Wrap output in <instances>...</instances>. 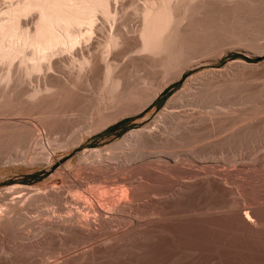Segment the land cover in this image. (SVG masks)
<instances>
[{"label": "rangeland", "instance_id": "1", "mask_svg": "<svg viewBox=\"0 0 264 264\" xmlns=\"http://www.w3.org/2000/svg\"><path fill=\"white\" fill-rule=\"evenodd\" d=\"M16 1H18V0H16ZM16 1L0 0V17H3L4 16L3 12L5 14V11L8 10V9L6 10V8L11 7L13 2H16ZM133 1L134 0H119V2L117 4L118 5L117 9L119 11L118 13L119 14L121 13V15H123V16L119 15V17L123 19V22H126L125 17H127V19H128V18L133 16V18H130L131 20H127L128 24H131V25H133L134 22L136 21V19L134 20V11H133L134 5L132 4ZM33 14H35V13L33 12ZM33 14L30 13L29 15L31 17L28 15L29 16L28 18L26 16L24 18V16H23V19L25 22L27 21V20H25L26 18L29 21V22H26L27 24L28 23L30 24V27L28 24V26H27L28 28H33V26L35 25V24L33 25V22H30L31 18L34 17L33 19H34V23H35L36 14L34 16H32ZM258 16L254 17L255 20H254V18H251V20H249V21L246 20L245 23L243 24V27L245 28V30L249 32L248 39H250V41L248 40L244 43H238V42H236L237 40H235V41L229 40L228 44L224 45L226 47L223 46V48L222 47L219 48L218 51L216 52L217 54L214 53L213 56L211 55L212 59L210 57V60L208 62L202 63L198 66H195V67L188 69L183 76L184 78L182 77L179 80H176V79L171 80V77H170L169 80L172 82L169 83V80L167 78L165 80V82L168 80L167 81L168 83L166 82V84H165V82L163 83V81H164L163 79H165V78H163V76L162 77L159 76L162 74L158 73V75H157V73H156V75H153L154 77H156V76L158 77V78L156 77V80H155V85H154L155 88L152 86L151 87L146 86L145 88L144 87L141 88V93H143V97H144L145 101L144 100H138V102H137V100H136V101H134L135 104H133L134 102H132V104H130V107H129V109L130 108L131 109L128 112H126L125 114H121L120 115L121 117L119 115H117V117H115L116 116L115 112H114L115 110H113V111L106 110L105 111L106 113L104 111H101V113H104V116L102 114L99 115V112L97 111L98 104H96V102L92 101V102H89V104H90L89 105L88 101L84 100L86 97H88V96L91 97L92 95H95L97 93V90L99 87V82H100L99 80L101 79L100 75H102L101 71L98 72L99 74H97V75H99V76L96 77L97 81H95L97 84L95 83L96 86L93 88L94 90L92 89L94 92L96 90V92L94 94H93V92L92 93L90 92V94H91L90 95L89 92L84 89L85 87L82 86L83 90H81V92L78 90V92H73L75 94H73V93L68 94V96L66 97L67 100H65L66 99L65 97L63 98L64 102H63V99L60 100L61 104L58 103V105H57V106H59V105L61 106L63 104L61 107H59L60 109L58 107H53V108H58L57 110L60 111V114H59V112H56V113H58L60 116L62 113V116H61L62 118L63 117L65 118V116H66V119H67V116H68V118H69L68 120H66L64 118H63L64 119L63 120L61 117H58L57 114H55L54 117H58V118H54L53 114H52V116H50L51 115L50 113H54V111H57V110H55V109L53 110V108H51L55 104H52V106H51V105H47L46 103H44V104L38 105L39 108L37 107V105H36L37 108L32 105L31 100L29 98H27L28 95L25 96V93L28 94L31 91L33 85H36L37 80L34 77V81H32L33 83H31L27 77V79H26L27 82H26L25 79H23L25 77L23 75L24 73L21 74V72H24V71L20 72L21 67H19L16 64V63L19 64V62H15V68H13V74H12L13 78H11V80H13L16 83L15 85L18 86V89L20 88L19 87L20 84H22L24 82L25 83L22 84L23 86L20 88L21 90L19 89V91H16L18 89H14V88H17L16 86L14 87V83L12 85L8 84L9 86H7V83H4V87H1V86H3V84H1L0 93L4 90V88L6 90L7 89L6 87L9 88L8 90H11V87L12 88L14 87L13 89L15 90V92H17V95L20 93L21 95L19 94V96H22L21 97L22 99L24 97H26V98H24V102H23V100L21 98H19V96H18V98H19L18 100H20V101H18L16 99L17 95L16 96L13 95L16 93L12 92L13 93L12 94L11 91L7 90L8 91L7 92L8 98L10 97L9 100L13 101V102L16 101V105L17 104H19V105H17V107H15L16 105H15V103H13L14 105L11 104L12 107H10V108L8 106L5 107V106L0 105V111H1L0 112V114H1L0 115V121H2V123H3V125L0 124V127H4L5 125H6V127H7V125L10 127L15 122H17L18 124H23L24 120L33 121L35 123V125L38 123L36 125V128L39 126L38 127L39 129H37L39 139L42 138L41 141L42 140L43 141L45 140V141L43 142L44 145L41 144L42 148L38 149V146L41 147L40 144H36L35 142H31L27 138L25 141L19 142V144L22 143L20 145L21 146L20 147L18 144V141L13 140V142H12V140L9 139L12 142V143H10V141H6V139H4L6 137L3 133L0 134V142H1V144H0V148H1L0 149V197H1V199H0V212H1L0 215L2 214V216H4L5 218L10 219L7 226H2V224L0 225V264H76V263L77 264H264V260H263L264 259V243H263L264 242V239H263L264 238V186H263L264 185V166H263L264 165V153L261 152V151H264V145H262V144H264V118H263L264 117V115H263L264 114V96H263L264 95V39H262V38H264L263 37L264 36V27H263L264 26L263 25L264 24V14L258 15ZM33 19H32V21H33ZM132 20H134V22H129ZM255 21L257 22L256 25H254V23H256ZM100 22L103 23V21H101V20H100ZM260 22H261V24H260ZM252 25H253V27H252ZM105 26H106V28L111 27L110 24H107V25L105 24ZM254 33H255V35H254ZM229 45H231V46L229 47ZM227 50H228V52H227ZM224 52H226V53H224ZM125 53L126 52H124V50H123V51H121V53L118 51L115 54H113L114 57H112V58L113 59L115 58L114 62L116 63V61H117V64H118V61H120L119 66L120 65L123 66V64H125V62L128 63L130 61L129 59H131V57H132L131 56L132 54H133V57L136 56V54L134 55L135 52H133L132 54H131V52H127L128 54L127 53L125 54ZM126 58H127L128 62H127ZM212 60H213V63H212ZM241 62H243V63H241ZM229 63H231V64H229ZM67 65L69 66L68 63H67ZM17 67L20 68L19 71H18ZM237 67H238V69H237ZM68 68H70V67H68ZM216 69H218V70H216ZM222 69H223V71H222L223 73L221 72ZM66 70H68V69H66ZM146 70L147 69H145V70L141 69V72L143 73V71H144V73L142 74L139 71L140 74L139 73L138 74L140 76L146 75L149 73V71L148 70L146 71ZM215 71H216V75H215ZM218 72H219V74L221 73V75H219ZM226 72H228V73H226ZM210 73H212L215 77ZM224 73H225V75H224ZM138 74H136L135 76L139 77ZM207 74H209L208 77H207ZM18 75H20V77H18ZM222 75L224 77H222ZM21 76L23 78H21ZM135 76L133 75L132 77H135ZM200 76H202L205 79L207 77L206 80H208L210 83L212 82L211 83L212 87L210 90L211 92L209 91L210 95H209V93H205L204 96L199 95L202 98V100H204L206 102L204 105L209 106L210 108L211 107L214 108V105L216 106L219 104V105H221L220 107H226L228 110L232 108V110H230V113H229L231 119H229L228 115H225V116L221 115L219 117V119H220L219 125H223L222 127H224V129H226L228 122L232 123L235 121L234 123H236L235 127L237 128L238 133H239V130L241 131L238 134L239 137H237V139L234 142H232V144L226 142L222 145V147L220 149H218L216 151L215 154H218V155H216V159H217L216 162L212 161L211 158L208 159V158L204 157V159H203L205 152L201 151V150H203L201 147H203V145H204V143H202L203 139L208 132L206 130V127H208L210 125L208 122L203 123L204 126L201 124L202 130L200 128L198 131H196L194 133L193 132L189 133L188 130H185V128L183 129L182 125L184 123H182V124L178 123L179 125L178 124L175 125L176 121L172 120V123H170L165 118V110L167 109L168 106H171V104H168L169 100L172 99V97L174 98V96L176 94H178L179 92L188 89L190 86H192L194 84H195L194 86H196V81H199V79L202 78ZM14 77L15 78L17 77L20 81L18 80L19 81L18 82L17 78L15 79ZM136 77L134 79H136ZM98 78H99V80H98ZM213 78L216 80H213ZM21 79H22V81H21ZM194 79H195V81H194ZM11 80L9 82H11ZM160 80H161V82H160ZM193 81H194V83H192ZM214 84L217 86H213ZM29 86L31 87V89ZM218 86L220 89L217 88L218 91H217V89H216V91H214L215 87H218ZM13 89H12V91H14ZM225 90H227V91L225 92ZM83 91L88 92L89 95L87 96L86 95L87 93L86 92L83 93ZM77 93L79 95L78 96L79 98H77L75 96V95H77ZM22 94L24 95V97ZM11 95L15 96L14 99L12 98L13 96H11ZM81 95H83V97ZM226 95H227V97H226ZM228 95H229V97H228ZM145 96H147V97H145ZM218 96H219V98H218ZM81 97H82V99H80ZM204 97H205V99H204ZM220 97H221V99H220ZM223 98H224V100H222ZM26 99H27V101H26ZM28 99L30 101V105L28 104V102H29ZM73 99H75L77 101L75 102V100H73ZM209 99H210V101H209ZM214 99L216 102L214 101ZM246 99H247V101H246ZM78 100H79V102H78ZM242 100H244V101H242ZM254 100H256V101H254ZM69 101L71 103L73 101L71 107H70L71 103ZM85 101H87V103H85ZM212 101H213V103H212ZM20 102H21V104H20ZM252 102H254V105L250 106L253 104ZM256 102L258 103V105ZM23 103H25V104H23ZM47 103L49 104V102H47ZM93 103H94V106L95 105H97V106L96 107L92 106ZM208 103H210V104L208 105ZM248 103L250 105H248ZM45 104H46V106H45ZM86 104L88 105V107ZM167 104H168V106H167ZM24 105L27 107H25ZM42 105H44L45 107H42ZM84 105H86V106H84ZM173 105L174 104L172 103V106ZM18 106H19V108H18ZM20 106H21V108H20ZM234 106L236 107V109ZM31 107H34V108H31ZM41 107L44 109L43 111H42ZM47 107L48 108L50 107L49 108L50 111ZM72 107L74 110H72ZM92 107H94L93 108L94 111L92 110ZM8 108H9V110H8ZM15 108H17V110ZM23 108H27L26 111ZM28 108H30V109H28ZM20 109H22V110H20ZM31 109H32L31 112H33V114L35 113L34 116L31 112L30 113L32 115L29 113V111ZM38 109H41V110H38ZM197 109L201 110L200 107ZM79 110H81V111H79ZM234 110L236 111V113ZM258 110H259V113H258ZM19 111H24V112H21V113H23V114H21ZM45 111H46V114H44ZM66 111H69L68 113L70 115ZM108 111H110V112H108ZM198 111L195 112V114H197L196 116H199L201 114ZM26 112H27V114H26ZM64 112H66L68 115L66 113L63 114ZM96 112H98V113H96ZM47 113H49L50 115ZM247 114H249V115H247ZM109 115H110V117H109ZM6 116L8 118H11V119H8ZM41 116L43 119L41 118ZM162 116H164V117H162ZM118 117H120V118H118ZM242 117H244V119ZM22 119H24V120H22ZM55 119H57V120H55ZM60 119L63 120V122ZM88 119H90V120H88ZM98 119H99V121H98ZM256 119L258 120V122L256 121ZM5 120H6V122H5ZM41 120H43V122ZM51 120H52V122H51ZM54 120L57 122L55 123ZM59 120H60V122H59ZM161 120H164V121L162 122ZM183 120L185 122V118ZM246 120H247V122H246ZM20 121H21V123H20ZM27 121H25V123ZM38 121H41V123ZM45 121H46V123H45ZM53 121L55 124L54 126H52ZM48 122H51V123H48ZM101 122H102V124H101ZM34 123L27 122L26 124L28 126H33ZM58 123H59V126H58ZM61 123H63V124L61 125ZM120 123H122V124L118 128H113V127H117V125H119ZM161 123H163V124L165 123L166 127L168 128L167 130L171 135H172V133H175L171 136V137L174 136L175 138L169 137L170 142L172 143V146L182 144L181 141L182 142L184 141L186 146L183 148L181 147V150L187 151L189 149H195V152H196L195 154L196 155L199 154V156L203 159V161H200L202 159L198 158L200 162L192 163L193 167L195 169H197V171H200V172L202 171V173L200 175H196V174L181 175V174H178V173L172 171L173 168H171V165H172L171 162H166L165 160H163L162 158H159L157 156L155 157L156 153L158 154L159 152L164 151L166 149V148H163L161 146L162 144H165V142L163 143L160 140L156 139V143L155 142L150 143V141L149 142L144 141L145 142L144 143L142 140V141H140V143H138L135 146L134 145L132 146L131 144L127 143V140L125 137L130 132L141 131V130L146 131V129H148L147 131H149L152 128H156V127L158 128ZM46 124H48V125H46ZM49 125H51V127ZM56 125H57V127H56ZM48 126H49V128H48ZM92 127H93V129H92ZM244 128H246V129L244 130ZM51 129L54 131H51ZM181 129H182V131H181ZM38 130H41V131L38 132ZM79 130L81 131V133ZM178 130H180L181 133ZM55 131H56V133H55ZM89 131H91V132H89ZM244 132H245V135H244ZM51 133H53V135ZM86 133L87 134L89 133V134L86 135ZM256 133L258 135H256ZM79 134H81V136L84 138L81 137L82 138L81 139ZM178 134H181V136L180 135L178 136ZM39 135L43 136V137L40 138ZM75 136H76V138H75ZM2 139H4V141H2ZM180 139H182V140H180ZM259 139L261 141H258ZM48 140L53 144H50V146H49L50 142ZM125 140H126V142H125ZM175 140L177 142H175ZM27 141H28V144H27ZM178 141L180 143H178ZM241 141H243V142H241ZM55 142H57V145ZM159 142L162 144H159ZM124 143H126L127 145L129 144L128 145L129 147L131 145L133 148L132 149L130 148L131 149L130 150L127 145H124ZM6 144H8V145H6ZM9 144L10 145L12 144V145L9 146ZM30 144H31V147L29 146ZM35 144H36V146L34 147ZM197 144H198V146H197ZM5 145H6V147H5ZM57 146H59L58 149H56ZM160 146L162 149L160 148ZM43 147H44V149H43ZM54 148L58 151H56ZM144 148H146V149H144ZM91 149L93 151H99V152H101V154L103 153L102 155L105 158H107L108 164H103L104 165L103 166V165H98L96 163V165H95V162L91 161L90 163L92 165L90 163L86 165L84 163L83 156L91 153L92 152ZM45 150H47V151H45ZM86 150L87 151L89 150V152L86 153ZM84 152L86 154H83ZM107 152H110V154H108ZM124 152H125V155L123 154ZM130 152L132 154H130ZM144 152H146V153H144ZM220 152H222V153H220ZM259 152L262 154L260 155ZM116 153H119V154H116ZM190 154H192V153H190ZM221 154H224V155H221ZM45 155H46V157H45ZM123 155L125 158L123 157ZM35 156L38 158H36ZM129 156L132 157V159H130ZM134 156H135V158H133ZM141 156H143V159ZM150 156H152V157H150ZM237 156H239V157H237ZM136 157L139 160H137ZM145 157H146V160H144ZM222 157L224 159H222ZM32 158H33V160H32ZM48 158H50V159H48ZM113 158H114V160H113ZM126 158L128 159L127 163L125 162L127 160ZM134 159H136V160H134ZM138 161H140V162H138ZM132 162H134L135 164L134 163L132 164ZM231 164H232V166H231ZM151 166H152V168H151ZM167 166H169V167H167ZM224 166H226V167H224ZM202 167H204V168L202 169ZM221 167H222V169L220 170ZM138 169H141V170H138ZM154 169H158V170H154ZM162 169H165V170H162ZM199 169H201V170H199ZM168 170H169V172H168ZM203 170H205V171H203ZM218 170L221 172H219ZM91 172H93V174H91ZM203 172H207V173H203ZM229 173H230V175H229ZM236 174L238 177L236 176ZM216 175H217V177H216ZM239 175H241V176H239ZM201 177L203 178V180ZM221 177H222V179H221ZM74 178L78 181L77 183H76ZM199 178H201V179H199ZM226 178H228V179H226ZM234 178H235V181H234ZM245 178H247V179H245ZM122 179H124V180H122ZM141 179H144L143 182H141ZM182 179L183 180L185 179V180L183 181ZM187 179L192 180V181H188ZM186 180H187V182H185ZM244 180H245V182H244ZM222 181H224L225 183L224 182L222 183ZM228 182H229V186L232 185L231 187L228 186ZM95 183H97V184H95ZM118 183H119V185H118ZM70 184H71V186H69ZM84 184H88L90 186L84 185ZM104 184H107V185H105V187H104L103 186ZM125 184L129 186V189L133 188L135 190L136 197L134 199H132L129 195H123V196L121 195V192H123V191H125L127 194L126 189L128 190V187H126ZM81 185H83V186H81ZM116 185L118 187L120 186V188H117ZM121 185H124V186H121ZM131 186H133V187L131 188ZM233 186L235 188H233ZM27 187H29L30 190H29V188L26 189ZM50 187L52 189L57 188V189H60L62 191L61 192V193H63L62 196L66 197V199H63L64 202L63 201L61 202L57 196L53 197L52 190ZM112 187L114 190L112 189ZM122 187H123V189H122L123 191L121 190ZM10 188L12 189V191L13 190L15 191V193L13 192L14 193L13 196H15V197H13L12 195L6 196L4 194V192ZM63 188H65V189H63ZM237 188H239V189L237 190ZM31 189H33V191L35 189L36 192L34 191V193H33V191ZM48 189L51 192H49ZM81 189L84 193L81 191ZM99 189H100V191H99ZM101 189H105V193L107 194L109 192L110 194L106 195L104 192L102 193ZM117 189H120V190H117ZM179 189H180V191H179ZM63 190L65 192H63ZM85 190H87V191H85ZM91 190H93V191H91ZM109 190L112 193H113V191H116L117 193H120V194L117 195V193L115 192L116 194L113 193L114 194L113 195ZM76 191L79 195H76L77 193L76 194L74 193ZM118 191H120V192H118ZM235 191H236V193H234ZM23 192H25L27 194L23 195L24 194ZM67 192H70L69 195ZM125 192H123V193H125ZM239 192L241 194H239ZM64 193H65V196H64ZM72 193L75 195H73ZM18 194L20 196L22 195L21 200L19 199ZM28 194H29V196H30V194L32 196L29 197V196H27ZM87 194H88V197H89V195L91 196L89 198L91 201L87 197H85V196H87ZM111 194L114 198L112 196H109ZM105 195L109 196V198L106 197L107 202L109 201V203L106 202V199L104 197ZM119 195L121 196V198L123 200H118V199H121ZM238 195H240V197ZM23 196H24V198L27 197L26 200H24ZM71 196L73 198H76L77 203L74 200H71ZM80 196H81V198L82 197L83 198L82 199L78 198ZM101 196H103L102 197L103 200H102ZM243 196H244V198H243ZM12 197L15 199H18V200L13 199ZM28 197L30 198V200L28 199ZM67 197H69V198H67ZM128 197H129V199H128ZM96 198L101 199V201H99V199H98V200H96V201L94 200V202H92V200L96 199ZM115 198H116V200H115ZM251 198L253 200H251ZM2 199H4V200H2ZM6 199H7V201H6ZM87 199H88V201H87ZM112 199H114V202L112 201ZM27 200H29L30 202ZM33 200H35V202ZM128 200L134 206L131 205V206H128V208L126 206L125 208L120 209V206L123 205V202L128 201ZM8 201H10V202H8ZM66 201H68V202H66ZM71 201L73 203H71ZM78 201H79V203H78ZM89 201H90V203L92 202V204H91L92 206L89 204ZM115 201H116V203H115ZM120 201L122 202V204ZM14 202H16V203L13 205ZM97 202H100L102 204H100V203L98 204ZM242 202H243V204H242ZM245 202L247 205L245 204ZM75 203L78 205H76ZM93 203H96L97 205L93 204ZM106 203H107V205H106ZM117 203H118V206L116 205ZM34 204H35V206H34ZM74 204H75V206H73ZM11 205H12V207H11ZM30 205H33V206H30ZM104 205L107 209L104 207ZM16 206H18V207H16ZM99 206L105 208L104 210H106L107 213H104V214H106V215L99 214V212H97V207L99 209ZM112 206H114L115 208L113 207V209H112ZM90 207H91V209H90ZM93 207H94V209H93ZM110 207L112 210L110 209ZM13 209H14V211H13ZM131 209H133V210H131ZM246 209H247V211H245ZM2 210L3 211L6 210V212L2 213L3 212ZM71 210H72V212L76 218V222L74 223V226H77V219H78V221H80V219L82 221H84V220H90L91 217H92V219L96 218L95 220L97 222L99 219L101 223L100 222L97 223L94 219L93 220L91 219V221H94L95 224H93L94 222H92L91 225L89 226L90 232L92 230L93 231L95 230V231L94 232L92 231L91 235H89V236L88 235L87 236L78 235L77 234L78 232H76L74 229H72L73 232H71V231L69 232L68 227L71 224L68 221H66V219L69 216L70 217L73 216L72 213H70L72 215H70L68 213V212H71ZM92 210H94V211H92ZM108 210H110V211L108 212ZM22 211H24V212H22ZM77 211L78 212L82 211V212L78 213ZM116 211L117 212L119 211L118 212L119 214L118 213L116 214ZM244 211L246 213L249 212V214L251 215L252 220H253L252 222L254 224L253 223L251 224L245 220L244 216L246 213ZM9 212H10V214H9ZM88 212L89 213L91 212L90 213L91 215ZM114 212H115V214L113 217ZM122 212L123 213L127 212V214H126L127 218H126L125 213L123 215ZM43 213H44V215H43ZM81 213H84V214H81ZM94 213L95 214L97 213V215H95ZM111 213H112V215H111ZM51 214H52V216H51ZM79 214L81 217H82V215H84L83 216L84 220L79 216ZM64 215L65 216L69 215V216L65 217ZM99 215L101 216V218ZM104 216H105V218H107L106 220H105ZM46 217H48V219ZM54 217H56V218H54ZM111 217L113 219H111ZM64 218H66V219H64ZM119 218H120V220L122 219L121 223L118 222V221H120ZM138 218H140V219H138ZM40 219L41 220H49L50 219V221L52 220L55 223L57 222L59 224L62 221L61 222L62 224H60L59 229H57L55 226H53V227L41 226V224L43 222H41ZM116 219H118V220L116 221ZM255 219H256V221H255ZM19 220H21V221H19ZM57 220L58 221L60 220V221L58 222ZM37 221H39V222L37 223ZM102 222L104 223V225ZM110 222H112V224ZM134 222L136 223V225ZM35 223H37V225L39 224L40 226L39 225L36 226ZM101 224H102V226H101ZM64 226L67 228V230H66V228L63 230ZM96 226H97V228L95 229ZM50 228H52V230ZM53 228H54V230H53ZM41 229L43 231H40ZM19 230H20V232H19ZM44 230L46 231V233ZM58 231L60 233H58ZM7 232H8V234H7ZM2 233H4V234H2ZM70 233H71V235H70ZM140 233H141V235H140ZM64 234H66V235H64ZM125 234H126V236H125ZM41 235H42V237L40 239ZM48 235H51V236H48ZM60 237H62V238H60ZM33 239L35 241H33ZM111 242H112V245H111ZM99 243H100V245H99ZM104 244H105V246H103ZM90 249H92V250H90ZM88 251H90V252L88 253Z\"/></svg>", "mask_w": 264, "mask_h": 264}, {"label": "bare ground", "instance_id": "2", "mask_svg": "<svg viewBox=\"0 0 264 264\" xmlns=\"http://www.w3.org/2000/svg\"><path fill=\"white\" fill-rule=\"evenodd\" d=\"M16 1V0H13ZM17 2V3H16ZM16 2H13V6L11 5V7L6 8L7 11H5V14L3 12V17H0V86L1 84H3L4 87V83H7V86H9L8 84H13L14 83V87L16 86L15 82L13 80H11L12 74H13V68H15V62H19L16 63L20 68H18V71H24L21 72L24 73L23 75L26 77H22L23 79H27L33 83L32 81H34V77L37 80L36 85H33L31 91L29 92L28 90V94L25 93V96L28 95L27 98H29L31 100V103L33 106L38 107V105L40 104H44L46 103L47 105H51L55 104L53 107H61L60 105H58V103L61 104L60 100H62L64 97L66 98L68 96V94L73 93V92H78V90L81 92L82 86H84L83 88L85 90H87L90 94V92L93 94L96 92L93 91L94 87L96 86V77L99 76L97 74H99L98 72L101 71V79L98 80L99 82V87L97 90V93L95 95H92L91 97L88 96V92L83 91V93H87L86 95L88 97H86L84 100L89 102H96L97 105L94 106V103L92 106L96 107L97 106V111L99 112V115H103L104 113H101V111H106V110H115V117H117V115H121V114H125L126 112H128L130 109V104H132V102L136 101L138 102V100H144L143 97V93H141V88L142 87H146V86H152L154 87L155 85V80L156 77H154L153 75H158V73H161L162 75H159L160 77L163 76V83L165 82V80L171 77V80L176 79L179 80L181 79L185 72L195 66H198L202 63H206L210 60L211 55L213 56V54H217L216 52L218 51L219 48H223V46L225 44H228L229 40H237L236 42L238 43H244L246 41H250V39H248V34L249 32L245 30V28L243 27V24L245 23L246 20H251V18H254L258 15H263L264 14V0H134L132 2V4L134 5V20L136 19V21L134 22V20L129 21V22H134L133 25L128 24L127 20H131L130 17L127 19V17H125L124 19L126 20V22H123V19L119 17V15H121V13L119 14L118 9H117V4L119 2V0H18ZM125 3V2H124ZM124 6V5H123ZM33 12L36 14L35 16V23H34V17L31 18L30 22H33V28H28V24L26 22L28 21V17L30 16L29 14ZM2 13V12H1ZM35 14H33L32 16H34ZM29 15V16H28ZM23 16L25 18V16L27 17L25 20H27L26 22L23 19ZM123 16V15H121ZM31 17V16H30ZM259 17V16H258ZM263 17V16H262ZM261 17V18H262ZM33 19V21H32ZM103 21V23L100 22ZM255 20V18H254ZM256 22V21H255ZM105 24H110L111 27L110 28H106ZM247 24V23H246ZM256 23H254V25H256ZM261 24V22H260ZM264 25V24H263ZM262 26V25H261ZM30 27V24H29ZM253 27V25H252ZM264 27V26H263ZM257 28V27H256ZM255 28V29H256ZM110 29V30H109ZM254 29V28H253ZM258 29V28H257ZM256 29V30H257ZM260 29V28H259ZM263 31V30H262ZM259 34V33H258ZM261 34V33H260ZM255 35V33H254ZM264 37V36H263ZM250 38V37H249ZM264 39V38H262ZM254 41V40H253ZM230 43V42H229ZM253 44V43H252ZM231 45H229L230 47ZM263 46V45H262ZM226 47V46H224ZM228 48V47H227ZM225 49V48H224ZM229 49V48H228ZM235 49V48H234ZM124 50V52H131V54L133 52L134 55L136 54V56L133 57V54L131 55V59H129L130 61L128 62L127 58V62H125V64H123V66H119V62L117 64L114 62V59L112 57H114L113 54H115L116 52H120ZM233 50V49H232ZM256 50V49H255ZM258 51V50H257ZM222 52V51H221ZM228 52V50H227ZM125 53V54H126ZM226 53V52H224ZM128 54V53H127ZM130 54V53H129ZM227 55V54H226ZM121 56V55H120ZM218 56V55H217ZM216 56V57H217ZM118 57V56H117ZM129 57V56H128ZM222 57V56H221ZM121 58V57H120ZM130 58V57H129ZM214 58V57H213ZM212 59V57H211ZM216 59V58H215ZM219 59V58H218ZM118 60V59H117ZM121 60V59H120ZM125 60V59H124ZM123 61V60H122ZM235 62V61H234ZM67 63L69 64V66L67 65ZM124 63V62H123ZM213 63V60H212ZM232 63V62H231ZM229 63V64H231ZM243 63V62H241ZM245 63V62H244ZM67 65V66H66ZM202 66V65H201ZM229 66V65H228ZM70 67V68H68ZM229 68V67H228ZM68 69V70H66ZM141 69L145 70L147 69L149 71L148 74L140 76V72ZM227 69V68H226ZM236 69V68H235ZM238 69V67H237ZM17 70V69H16ZM146 70V71H147ZM218 70V69H216ZM140 71V72H139ZM223 71V69L221 70V72ZM237 71V70H236ZM15 72V71H14ZM233 72V71H232ZM139 73V74H138ZM142 73V72H141ZM144 73V71H143ZM142 73V74H143ZM206 73V72H205ZM223 73V72H222ZM228 73V72H226ZM234 73V72H233ZM17 74V73H16ZM138 74L139 77H136L135 75ZM212 74V73H210ZM219 74V72H218ZM217 74V75H218ZM136 79H134L135 77ZM137 75V76H138ZM209 74H207L208 77ZM213 75V74H212ZM215 75H216V71H215ZM221 75V73L219 74ZM218 75V76H219ZM225 75V73H224ZM231 75V74H230ZM236 75V74H235ZM152 76V77H151ZM203 76V75H202ZM200 76V77H202ZM211 76V75H210ZM209 76V77H210ZM214 76V75H213ZM18 77H20V75H18ZM194 77V76H193ZM206 77V79H207ZM212 77V76H211ZM215 77V76H214ZM220 77V76H219ZM222 77H224L222 75ZM235 77V76H234ZM15 78V77H14ZM17 78V77H16ZM15 78V79H16ZM158 78V77H157ZM184 78V77H183ZM199 78V77H198ZM236 78V77H235ZM197 79V78H196ZM205 78H201L199 79V81H196V86L192 85L190 86L188 89L179 92L178 94H176L174 96V98L172 97V99L169 100L168 104H171V106H168L167 104V109L165 110V118L167 119V121H169L170 123H172V120L176 121V124H182L184 123L183 129L185 128V130H188L189 133L190 132H196L198 131L202 125L204 126L203 123L208 122L209 126L206 127V130L208 131L207 134L205 135L203 142L204 145L203 147H201L205 152V155L203 156L205 158L208 159H212V161H217L216 159V155L215 154L216 151L218 149H220L222 147V145L224 143H231L234 142L238 136V134L241 132L239 130V133L237 131V128L235 127L236 123L234 122H228L226 129H224V127H222L223 125H219V117L228 115L229 119H231L229 113L231 109H227L226 107H220L221 105H214V108H210L209 106H205L204 104L206 103L204 100H202V98L200 97L201 95L204 96L205 93H209V91L211 90V83L206 80ZM209 79V78H208ZM220 79V78H219ZM223 79V78H222ZM11 80V82H9ZM19 79L17 78V81ZM167 80V81H168ZM198 80V79H197ZM213 80H216L213 78ZM13 81V82H12ZM20 81V80H19ZM18 81V82H19ZM22 81V79H21ZM166 81V82H167ZM195 81V79H194ZM194 81L192 83H194ZM211 81V80H210ZM221 81V80H220ZM236 81V80H235ZM253 81V80H252ZM9 82V83H8ZM24 82V81H23ZM27 82V81H26ZM36 82V81H35ZM161 82V80H160ZM165 82V84H166ZM172 82L169 80V83ZM21 83V82H20ZM25 83V82H24ZM22 83V84H24ZM96 83V84H95ZM168 83V82H167ZM220 83V82H219ZM233 83V82H232ZM22 84H18L19 87L21 88L23 85ZM29 84V83H28ZM162 84V83H161ZM234 84V83H233ZM239 84V83H238ZM10 85V86H11ZM30 85V84H29ZM194 86V87H193ZM213 86H217V85H213ZM231 86V85H230ZM236 86V85H235ZM6 87V86H5ZM13 87V88H14ZM17 88L14 89H18V86H16ZM221 87V86H220ZM234 87V86H233ZM7 89L4 90L0 93V105L5 106V107H12V105H14L13 103H15L16 105V101H10L8 98V91H11L16 93L13 95H17V92H15V90L11 87V90H8L9 88L6 87ZM19 88V89H20ZM149 88V87H148ZM155 88V87H154ZM157 88V87H156ZM219 88L215 87V90ZM229 88V87H228ZM247 88V87H246ZM12 89L14 91H12ZM16 90V91H19ZM93 89V90H92ZM158 89V88H157ZM165 89V88H164ZM220 89V88H219ZM240 89V88H239ZM8 90V91H7ZM21 90V89H20ZM238 90V89H237ZM260 90V89H259ZM26 91V92H27ZM218 91V89H217ZM227 90H225L226 92ZM231 91V90H230ZM229 91V92H230ZM21 92V91H20ZM147 92V91H146ZM211 92V91H210ZM233 92V91H232ZM24 93V92H23ZM215 93V92H214ZM20 94V93H19ZM19 94L17 95V100L19 98H21L22 96H19ZM75 94V93H73ZM80 94V93H79ZM82 94V93H81ZM11 95V96H13ZM21 95V94H20ZM23 95V94H22ZM91 95V94H90ZM155 95V94H154ZM157 95V94H156ZM200 95V96H199ZM210 95V93H209ZM219 95V94H218ZM252 95V94H251ZM263 95V94H262ZM13 96L12 98L14 99ZM19 96V98H18ZM77 98H79L78 93L77 95H75ZM83 97V95H81ZM85 96V95H84ZM221 96V95H220ZM224 96V95H223ZM249 96V95H248ZM264 96V95H263ZM24 97V95H23ZM75 97V98H76ZM82 97L80 99H82ZM147 97V96H145ZM153 97V96H152ZM155 97V96H154ZM207 97V96H206ZM213 97V96H212ZM227 97V95H226ZM229 97V95H228ZM26 98V97H24ZM24 98L22 99L24 102ZM72 98V97H71ZM219 98V96H218ZM28 99V101H29ZM79 99V100H80ZM151 99V98H150ZM205 99V97H204ZM212 99V98H211ZM221 99V97H220ZM228 99V98H227ZM248 99V98H247ZM246 99V101H247ZM12 100V99H11ZM21 100V101H22ZM67 100V98L65 99ZM75 100V99H73ZM78 100V102H79ZM83 100V101H84ZM224 100V98L222 99ZM245 100V99H244ZM242 100V101H244ZM252 100V99H251ZM20 101V100H18ZM17 101V102H18ZM27 101V99H26ZM77 100H75L76 102ZM82 101V102H83ZM87 101H85V103H87ZM145 101V100H144ZM210 101V99H209ZM215 101V99H214ZM219 101V100H218ZM226 101V100H225ZM231 101V100H230ZM256 101V100H254ZM49 102V104L47 103ZM64 102V99H63ZM70 102V101H69ZM142 102V101H141ZM208 102V101H207ZM216 102V101H215ZM262 102V101H261ZM26 103V102H25ZM23 103V104H25ZM51 103V104H50ZM71 103V102H70ZM73 103V101H72ZM72 103L70 105V107L72 106ZM140 103V102H139ZM149 103V102H148ZM172 103L174 104L172 106ZM213 103V101H212ZM227 103V102H226ZM253 103V104H252ZM250 105L248 103V105L253 106L254 102H252ZM257 103V102H256ZM255 103V104H256ZM21 104V102H20ZM22 104V105H23ZM28 104L30 105V101L28 102ZM45 104V106H46ZM81 104V103H80ZM135 104V102L133 103ZM142 104V103H141ZM210 103H208L209 105ZM215 104V103H214ZM235 104V103H234ZM247 104V103H246ZM10 105V106H9ZM19 105V104H17ZM17 105L15 107H17ZM83 105V104H82ZM87 105V104H86ZM84 105V106H86ZM90 105V104H89ZM236 105V104H235ZM258 105V103H257ZM25 106V105H24ZM44 105H42V107H45ZM136 106V105H135ZM212 106V105H211ZM223 106V105H222ZM227 106V105H226ZM229 106V105H228ZM23 107V106H22ZM27 107V106H25ZM30 107V106H29ZM36 107V108H37ZM41 107V108H42ZM88 107V105H87ZM91 107V106H90ZM89 107V108H90ZM92 107V110L93 108ZM201 108L197 109V108ZM232 107V106H231ZM235 107V106H234ZM233 107V108H234ZM259 107V106H258ZM3 108V107H2ZM1 108V109H2ZM8 108V110H9ZM19 108V106H18ZM21 108V106H20ZM34 108V107H31ZM39 108V107H38ZM48 108V107H47ZM46 108V109H47ZM50 108V107H49ZM48 108V109H49ZM58 108H53V110H57ZM133 108V107H132ZM229 108V107H228ZM260 108V107H259ZM7 109V108H6ZM17 110V108H15ZM26 109L27 108H23ZM30 109V108H28ZM60 109V108H59ZM197 109V110H196ZM227 109V110H226ZM236 109V107H235ZM251 109V108H250ZM261 109V108H260ZM22 110V109H20ZM41 110V109H38ZM44 109L42 108V111ZM52 110V111H53ZM62 110V109H61ZM66 110V109H65ZM68 110V109H67ZM72 110L73 107H72ZM76 110V109H75ZM199 110V111H198ZM255 110V109H254ZM3 111V110H2ZM28 111V110H27ZM32 111V109L29 111V113ZM37 111V110H36ZM48 111V110H47ZM50 111V109H49ZM48 111V112H49ZM51 111V112H52ZM78 111V110H77ZM81 111V110H79ZM94 111V110H93ZM200 112L201 114L199 116H196L197 114H195V112ZM235 111V110H234ZM233 111V112H234ZM251 111V110H250ZM253 111V110H252ZM257 111V110H256ZM261 111V110H260ZM1 112V111H0ZM15 112V111H14ZM24 112V111H19ZM35 112V111H34ZM60 111H54V113H47L50 116L53 117L55 114L58 115V117L61 116L56 113ZM67 113L69 111H66ZM66 112H64L63 114H65ZM90 112V111H89ZM96 112V113H98ZM110 112V111H108ZM132 112V111H131ZM232 112V111H231ZM5 113V112H4ZM28 113V114H29ZM33 114V112H31ZM30 113V114H31ZM44 113V112H43ZM66 113V114H67ZM74 113V112H73ZM106 113V112H105ZM236 113V111H235ZM248 113V112H247ZM252 113V112H251ZM257 113V112H256ZM255 113V114H256ZM259 113V110H258ZM262 113V112H261ZM7 114V113H6ZM13 114V113H12ZM17 114V113H16ZM23 114V113H21ZM27 114V112H26ZM31 114V115H32ZM35 114V113H34ZM33 114V116H34ZM46 114V111L45 113ZM69 114V113H68ZM67 114V115H68ZM75 114V113H74ZM79 114V113H78ZM90 114V113H89ZM109 114V113H108ZM254 114V113H253ZM1 115V114H0ZM4 115V114H3ZM20 115V114H19ZM38 115V114H37ZM56 115V116H57ZM70 115V114H69ZM97 115V114H96ZM249 115V114H247ZM246 115V116H247ZM257 115V114H256ZM264 115V114H263ZM64 116V115H63ZM102 116V117H103ZM107 116V115H106ZM124 116V115H123ZM238 116V115H237ZM7 117V116H6ZM58 117H54V118H58ZM71 117V116H70ZM99 117V116H98ZM110 117V115H109ZM121 117V116H120ZM118 117V118H120ZM164 117V116H162ZM240 117V116H239ZM253 117V116H252ZM260 117V116H259ZM8 118V117H7ZM39 118V117H38ZM42 118V116H41ZM62 118V117H61ZM64 118V117H63ZM62 118V119H63ZM100 118V117H99ZM161 118V117H160ZM185 118V122L184 119ZM244 119V117H242ZM264 118V117H263ZM11 119V118H8ZM14 119V118H13ZM37 119V118H36ZM43 119V118H42ZM53 119V118H52ZM66 119V116L65 118ZM63 119V120H64ZM68 116L67 119L68 120ZM106 119V118H105ZM113 119V118H112ZM223 119V118H222ZM252 119V118H251ZM260 119V118H259ZM7 120V119H6ZM5 120V122H6ZM20 120V119H19ZM24 120V119H22ZM34 120V119H33ZM38 120V119H37ZM57 120V119H55ZM54 120V121H55ZM61 120V119H60ZM59 120V122H60ZM63 120H61L63 122ZM75 120V119H74ZM90 120V119H88ZM103 120V119H102ZM4 121V120H3ZM8 121V120H7ZM27 120H24V123ZM43 122V120H41ZM41 121H38L41 123ZM47 121V120H46ZM45 121V123H46ZM54 121H53V125L54 126ZM99 121V119H98ZM162 122L164 120H161ZM229 121V120H228ZM256 121L258 122V120L256 119ZM2 123V121H0ZM4 122V123H5ZM9 122V121H8ZM27 122H32L33 121H27ZM26 122V123H27ZM37 122V121H36ZM52 122V120H51ZM48 122V123H51ZM57 121H55L56 123ZM108 122V121H107ZM247 122V120H246ZM249 122V121H248ZM260 122V121H259ZM262 122V121H261ZM11 123V122H10ZM21 123V121H20ZM18 124L17 122H15L13 125H11L10 127L7 125L4 127H0V134H4L6 138V141H10V143L13 142V140L18 141L19 142H23L25 141L27 138L28 140H30L31 142H35L36 144H40L41 147L38 146L39 148H42V145H44V141H41V139H39L38 137V133H37V129H39L38 127L36 128V124L34 123L33 126H28L26 123L25 124ZM70 123V122H69ZM104 123V122H103ZM253 123V122H252ZM256 123V122H255ZM63 123H61L62 125ZM102 124V122H101ZM178 124V125H179ZM202 124V125H201ZM207 124V123H206ZM205 124V125H206ZM10 125V124H9ZM43 125V124H42ZM48 125V124H46ZM51 125H49L51 127ZM65 125V124H64ZM67 125V124H66ZM70 125V124H69ZM41 126V125H40ZM48 126V128H49ZM59 126V123H58ZM97 126V125H96ZM102 126V125H101ZM241 126V125H240ZM57 127V125H56ZM79 127V126H78ZM87 127V126H86ZM94 127V126H93ZM92 127V129H93ZM103 127V126H102ZM101 127V128H102ZM151 127V126H150ZM238 127V126H237ZM260 127V126H259ZM69 128V127H68ZM75 128V127H74ZM88 128V127H87ZM96 128V127H95ZM247 128V127H246ZM244 128V130L246 129ZM41 129V128H40ZM43 129V128H42ZM59 129V128H58ZM64 129V128H63ZM83 129V128H82ZM81 129V130H82ZM168 128L166 127L165 123H161L160 126L157 128H152L149 131H147L148 129L145 130H141V131H132L130 132L125 138L127 140V143L131 144L132 146L137 145L138 143H140V141L143 140L147 141L150 143L151 142H155L156 143V139L160 140L161 142H165V144H162L159 142V144H162L161 146L163 148H166L164 151H160L157 155L155 154V157H159L162 158L163 160H165L166 162H171V168H173L172 171L181 174V175H186V174H196V175H200L202 173V171H197V169H195L193 167L194 162H200L203 161V159L199 156V154H195V149H189L187 151H183L181 150V147H185L186 144L184 143V141L179 144V145H174L172 146V143L170 142V138L172 135L168 132L167 130ZM179 129V128H178ZM57 130V129H56ZM91 130V129H90ZM202 130V128H201ZM41 130H38V132ZM51 131H54L51 129ZM70 131V130H69ZM80 131V130H79ZM87 131V130H86ZM85 131V132H86ZM180 133L182 131L178 130ZM64 132V131H63ZM78 132V131H77ZM91 132V131H89ZM175 132V131H174ZM186 132V131H185ZM252 132V131H251ZM254 132V131H253ZM41 133V132H40ZM56 133V131H55ZM72 133V132H71ZM81 133V131H80ZM53 135V133H51ZM50 134V135H51ZM89 134V133H88ZM86 133V135H88ZM185 134V133H184ZM42 135V134H41ZM80 138L82 137L81 134ZM84 135V134H83ZM85 135V136H86ZM91 135V134H90ZM181 136V134H178V136ZM192 135V134H191ZM245 135V132H244ZM254 135V134H253ZM252 135V136H253ZM256 135H258L256 133ZM261 135V134H260ZM48 136V135H47ZM176 136V135H175ZM184 136V135H183ZM182 136V137H183ZM193 136V135H192ZM49 137V136H48ZM70 137V136H69ZM174 137V136H173ZM171 137V138H173ZM197 137V136H196ZM247 137V136H246ZM258 137V136H257ZM76 138V136H75ZM74 138V139H75ZM79 138V137H78ZM84 138V137H82ZM81 138V139H82ZM175 138V137H174ZM177 138V137H176ZM181 138V137H180ZM249 138V137H248ZM4 139H2V141H4ZM8 139V140H7ZM11 139V140H9ZM70 139V138H69ZM78 140V139H77ZM85 140V139H84ZM125 140V142H126ZM182 140V139H180ZM179 140V141H180ZM246 140V139H245ZM244 140V141H245ZM257 140V139H256ZM49 141V140H48ZM47 141V142H48ZM60 141V140H59ZM68 141V140H67ZM82 141V140H81ZM123 141V140H122ZM178 141V143H180ZM188 141V140H187ZM258 141H261L260 139ZM50 142V141H49ZM75 142V141H74ZM175 142H177L175 140ZM237 142V141H236ZM235 142V143H236ZM243 142V141H241ZM3 143V142H2ZM57 145V142H55ZM54 143V144H55ZM73 143V142H72ZM77 143V142H76ZM145 143V142H144ZM177 143V144H178ZM184 143V144H183ZM201 143V144H202ZM1 144V142H0ZM22 144V143H21ZM19 144V146L21 145ZM28 144V141H27ZM36 144L34 145V147L36 146ZM42 144V145H41ZM50 144L53 143H49ZM60 144V143H59ZM58 144V145H59ZM78 144V143H77ZM128 144V145H129ZM174 144V143H173ZM8 145V144H6ZM5 145V147H6ZM12 145V144H11ZM9 144V146H11ZM61 145V144H60ZM123 145V144H122ZM124 145H127L126 143H124ZM127 145V146H128ZM130 145L129 149L133 148ZM234 145V144H233ZM264 145V144H262ZM3 146V145H2ZM18 146V147H19ZM31 147V144L29 145ZM62 146V145H61ZM64 146V145H63ZM126 146V147H127ZM140 146V145H139ZM158 146V145H157ZM160 146V148H161ZM191 146V145H190ZM193 146V145H192ZM198 146V144H197ZM225 146V145H224ZM237 146V145H236ZM21 147V146H20ZM145 147V146H144ZM156 147V146H155ZM194 147V146H193ZM262 147V146H261ZM4 148V147H3ZM9 148V147H8ZM56 148V147H55ZM54 148V149H55ZM59 146H57L56 149H58ZM113 148V147H112ZM157 148V147H156ZM177 148V149H176ZM180 150H179V149ZM1 149V148H0ZM5 149V148H4ZM32 149V148H31ZM36 149V148H35ZM44 149V147H43ZM55 149V150H56ZM128 149V148H127ZM130 149V150H131ZM142 149V148H141ZM146 149V148H144ZM162 149V148H161ZM188 149V148H187ZM198 149V148H197ZM196 149V150H197ZM258 149V148H257ZM261 149V148H260ZM92 150V149H91ZM96 150V149H95ZM98 150V149H97ZM105 150V149H104ZM126 150V149H125ZM226 150V149H225ZM263 150V149H262ZM47 151V150H45ZM58 151V150H56ZM135 151V150H134ZM147 151V150H146ZM152 151V150H151ZM89 152V150H86V153ZM138 152V151H137ZM148 152V151H147ZM264 153V151H261ZM85 152L83 154H86ZM108 154H110V152H107ZM106 153V154H107ZM146 153V152H144ZM192 153V154H190ZM222 153V152H220ZM103 154V153H102ZM101 154V152L99 151H93L87 155L83 156V160L84 163L87 165L89 164L91 161L95 162L98 165H103V164H108V160L107 158H105L103 155ZM119 154V153H116ZM125 155V152L123 153ZM130 154H132L130 152ZM143 154V153H142ZM152 154V153H151ZM225 154V153H224ZM221 154V155H224ZM259 154L261 155L262 153L259 152ZM258 154V155H259ZM4 155V154H3ZM105 155V154H104ZM114 155V154H113ZM123 155V157H124ZM128 155V154H127ZM126 155V156H127ZM220 155V156H221ZM227 155V154H226ZM257 155V154H256ZM37 156V155H36ZM35 156V157H36ZM133 156V155H132ZM138 156V155H137ZM154 156V155H153ZM2 157V156H1ZM40 157V156H39ZM46 157V155H45ZM50 157V156H49ZM130 157V156H129ZM143 159V156H141ZM152 157V156H150ZM226 157V156H225ZM229 157V156H228ZM239 157V156H237ZM13 158V157H12ZM28 158V157H27ZM38 158V157H36ZM125 158V157H124ZM128 158V157H127ZM126 158V159H127ZM135 158V156L133 157ZM140 158V157H139ZM148 158V157H147ZM202 159L199 161V159ZM220 158V157H219ZM35 159V158H34ZM50 159V158H48ZM125 159V160H126ZM130 159H132V157H130ZM137 160H139L136 157ZM134 159V160H136ZM141 159V160H142ZM222 159H224L222 157ZM230 159V158H229ZM263 159V158H262ZM33 160V158H32ZM82 160V161H83ZM111 160V159H110ZM114 160V158H113ZM133 160V161H134ZM140 160V161H141ZM146 160V157L145 159ZM160 160V159H159ZM228 160V159H227ZM49 161V160H48ZM112 161V160H111ZM128 159L125 161L127 163ZM138 161V162H140ZM153 161V160H152ZM224 161V160H223ZM222 161V162H223ZM240 161V160H239ZM4 162V161H3ZM39 162V161H38ZM114 162V161H113ZM112 162V163H113ZM163 162V161H162ZM219 162V161H218ZM226 162V161H225ZM229 162V161H228ZM242 162V161H241ZM49 163V162H48ZM82 163V162H81ZM131 163V162H130ZM134 162H132L133 164ZM206 163V162H205ZM243 163V162H242ZM247 163V162H246ZM91 164V163H90ZM135 164V163H134ZM140 164V163H139ZM149 164V163H148ZM157 164V163H156ZM208 164V163H207ZM221 164V163H220ZM227 164V163H226ZM235 164V163H234ZM244 164V163H243ZM92 165V164H91ZM94 165V164H93ZM121 165V164H120ZM126 165V164H125ZM166 165V164H165ZM215 165V164H214ZM84 166V165H83ZM104 166V165H103ZM149 166V165H148ZM157 166V165H156ZM160 166V165H159ZM206 166V165H205ZM211 166V165H210ZM232 166V164H231ZM240 166V165H239ZM258 166V165H257ZM264 166V165H263ZM262 166V167H263ZM146 167V166H145ZM169 167V166H167ZM200 167V166H199ZM208 167V166H207ZM226 167V166H224ZM234 167V166H233ZM152 168V166H151ZM150 168V169H151ZM156 168V167H155ZM159 168V167H158ZM204 167H202L203 169ZM214 168V167H213ZM231 168V167H230ZM235 168V167H234ZM239 168V167H238ZM168 169V168H167ZM219 169V168H218ZM222 169V167L220 168V170ZM228 169V168H227ZM241 169V168H240ZM66 170V169H65ZM141 170V169H138ZM154 170H158V169H154ZM165 170V169H162ZM201 170V169H199ZM215 170V169H214ZM225 170V169H224ZM229 170V169H228ZM244 170V169H243ZM88 171V170H87ZM160 171V170H159ZM167 171V170H166ZM205 171V170H203ZM219 171V170H218ZM217 171V172H218ZM240 171V170H239ZM242 171V170H241ZM254 171V170H253ZM169 172V170H168ZM221 172V171H219ZM69 173V172H68ZM67 173V174H68ZM140 173V172H139ZM155 173V172H154ZM198 173V174H197ZM203 173H207V172H203ZM215 173V172H214ZM235 173V172H234ZM91 174H93V172H91ZM157 174V173H156ZM159 174V173H158ZM225 174V173H224ZM244 174V173H243ZM247 174V173H246ZM71 175V174H70ZM155 175V174H154ZM167 175V174H166ZM205 175V174H204ZM218 175V174H217ZM216 175V177H217ZM230 175V173H229ZM228 175V176H229ZM234 175V174H233ZM159 176V175H158ZM226 176V175H225ZM224 176V177H225ZM237 176V174H236ZM241 176V175H239ZM81 177V176H80ZM96 177V176H95ZM208 177V176H207ZM215 177V176H214ZM238 177V176H237ZM202 178V177H201ZM199 178V179H201ZM220 178V177H219ZM240 178V177H239ZM259 178V177H258ZM72 179V178H71ZM75 179V178H74ZM81 179V178H80ZM94 179V178H93ZM192 179V178H191ZM222 179V177H221ZM224 179V178H223ZM228 179V178H226ZM247 179V178H245ZM88 180V179H87ZM95 180V179H94ZM124 180V179H122ZM132 180V179H131ZM144 179H141V182H143ZM149 180V179H148ZM156 180V179H155ZM183 180V179H182ZM185 180V179H184ZM183 180V181H184ZM188 180V179H187ZM187 180L185 182H187ZM203 180V178H202ZM220 180V179H219ZM225 180V179H224ZM67 181V180H66ZM76 183L78 182L75 179ZM102 181V180H101ZM100 181V182H101ZM140 181V180H139ZM138 181V182H139ZM188 181H192V180H188ZM194 181V180H193ZM226 181V180H225ZM235 181V178H234ZM63 182V181H62ZM69 182V181H68ZM83 182V181H82ZM90 182V181H89ZM95 182V181H94ZM93 182V183H94ZM99 182V181H98ZM123 182V181H122ZM133 182V181H132ZM135 182V181H134ZM224 181H222L223 183ZM227 182V181H226ZM245 182V180H244ZM249 182V181H248ZM60 183V182H59ZM64 183V182H63ZM184 183V182H183ZM215 183V182H214ZM225 183V182H224ZM69 184V183H68ZM75 184V183H74ZM89 184V183H88ZM88 184H84V185H88ZM97 184V183H95ZM116 184V183H115ZM129 184V183H128ZM182 184V183H181ZM253 184V183H252ZM251 184V185H252ZM59 185V184H58ZM62 185V184H61ZM67 185V184H66ZM65 185V186H66ZM93 185V184H92ZM101 185V184H100ZM104 184L103 186L105 187ZM119 185V183H118ZM184 185V184H183ZM54 186V185H53ZM63 186V185H62ZM71 186V184L69 185ZM79 186V185H78ZM83 186V185H81ZM90 186V185H88ZM102 186V187H103ZM124 186V185H121ZM126 187H128L127 194L125 191H123V187L121 188V190L123 192H121V195H129L132 199H134L136 197V192L135 190L132 188L133 186H131L132 189H129V186L125 184ZM136 186V185H135ZM198 186V185H197ZM227 186V185H226ZM228 186H229V182H228ZM232 186V185H231ZM229 186V187H231ZM241 186V185H240ZM264 186V185H263ZM60 187V186H59ZM67 187V186H66ZM92 187V186H91ZM90 187V188H91ZM94 187V186H93ZM109 187V186H108ZM117 188H120V186L118 187L116 185ZM138 187V186H137ZM187 187V186H186ZM200 187V186H199ZM246 187V186H245ZM255 187V186H254ZM29 187H27L26 189H28ZM51 188V187H50ZM54 188V187H53ZM71 188V187H70ZM75 188V187H74ZM80 188V187H79ZM82 188V187H81ZM88 188V187H87ZM101 188V187H100ZM107 188V187H106ZM105 188V189H106ZM135 188V187H134ZM233 188H235L233 186ZM25 189V188H24ZM65 189V188H63ZM92 189V188H91ZM105 189H101V192L105 193ZM110 189V188H109ZM113 189V187H112ZM182 189V188H181ZM195 189V188H194ZM239 188H237L238 190ZM241 189V188H240ZM259 189V188H258ZM30 190V188H29ZM33 191V189H31ZM41 190V189H40ZM52 195L57 196L58 199L62 202H64L63 199H66V197H63L61 193L62 191L60 189H52ZM68 190V189H67ZM94 190V189H93ZM91 190V191H93ZM103 190V191H102ZM114 190V189H113ZM120 190V189H117ZM186 190V189H185ZM25 191V190H24ZM34 191L36 192V190L34 189ZM33 191V193H34ZM38 191V190H37ZM46 191V190H45ZM49 191V189H48ZM82 191V189H81ZM87 191V190H85ZM98 191V190H97ZM100 191V189H99ZM98 191V192H99ZM107 191V190H106ZM110 191V190H109ZM180 191V189H179ZM182 191V190H181ZM15 193V191L10 188L7 189L4 194L6 196L12 195ZM17 192V191H16ZM27 192V191H26ZM51 192V191H49ZM63 192H65L63 190ZM73 192V191H72ZM83 192V191H82ZM89 192V191H88ZM87 192V193H88ZM97 192V193H98ZM111 192V191H110ZM116 191H113V193H115ZM120 192V191H118ZM2 193V192H1ZM25 194V192H23ZM31 193V192H30ZM39 193V192H38ZM47 193V192H46ZM68 195L70 192H67ZM75 194L77 193L74 192ZM84 193V192H83ZM112 193V192H111ZM112 193V194H113ZM117 193V192H116ZM115 193V194H116ZM179 193V192H178ZM186 193V192H185ZM219 193V192H218ZM236 193V191L234 192ZM238 193V192H237ZM37 194V193H36ZM73 194V193H72ZM73 194V195H75ZM91 194V193H90ZM106 194V193H105ZM110 194L109 192L106 194L108 195ZM109 195V196H112ZM120 193H117V195ZM138 194V193H137ZM211 194V193H210ZM239 194H241L239 192ZM19 195V194H18ZM72 195V196H73ZM76 195H79L78 193ZM92 195V194H91ZM104 196L107 202V198H109V196ZM114 195V194H113ZM209 195V194H208ZM22 196V195H21ZM21 196L19 195V199L21 200ZM29 196V194L27 195ZM32 195L30 194L29 197H31ZM41 196V195H40ZM65 196V193H64ZM67 196V195H66ZM71 196V200H74L76 202V198H73ZM116 196V195H115ZM120 196V195H119ZM224 196V195H223ZM237 196V195H236ZM240 197V195H238ZM250 196V195H249ZM15 197V196H13ZM12 197V198H13ZM17 197V196H16ZM28 197V199L30 200V198ZM48 197V196H47ZM51 197V196H50ZM88 199L91 197L88 194L87 196ZM93 197V196H92ZM100 197V196H99ZM103 196H101L102 198ZM113 197V196H112ZM117 197V196H116ZM125 197V196H124ZM225 197V196H224ZM230 197V196H229ZM24 198V196H23ZM27 198V197H26ZM26 198H24V200H26ZM49 198V197H48ZM69 198V197H67ZM78 198H81L78 197ZM77 198V199H78ZM83 198V197H82ZM81 198V199H82ZM114 198V197H113ZM121 198V196H120ZM244 198V196H243ZM253 198V197H252ZM251 198V200H253ZM1 199V197H0ZM15 199V198H13ZM33 199V198H32ZM43 199V198H42ZM46 199V198H45ZM50 199V198H49ZM53 199V198H52ZM51 199V200H52ZM55 199V198H54ZM80 199V200H81ZM87 199V201H88ZM99 198L93 199L92 202H94V200H98ZM104 199V200H105ZM129 199V197H128ZM4 200V199H2ZM12 200V199H11ZM18 200V199H15ZM27 200V201H29ZM68 200V199H67ZM70 200V199H69ZM79 200V199H78ZM84 200V199H83ZM90 200V199H89ZM103 200V198H102ZM116 200V198H115ZM118 200H123L118 199ZM261 200V199H260ZM7 201V199H6ZM26 201V202H27ZM35 202V200H33ZM47 201V200H46ZM50 201V200H49ZM86 201V200H85ZM91 201V200H90ZM89 204L91 205L92 202ZM99 201H101V199H99ZM112 201L114 202V199H112ZM131 201V200H130ZM153 201V200H152ZM237 201V200H236ZM247 201V200H246ZM10 202V201H8ZM17 202V201H16ZM14 202L13 205L16 203ZM30 202V201H29ZM58 202V201H57ZM68 202V201H66ZM111 202V201H110ZM112 202V203H113ZM121 202V201H120ZM119 202V203H120ZM134 202V201H133ZM132 202V203H133ZM138 202V201H137ZM241 202V201H240ZM244 202V201H243ZM242 202V204H243ZM24 203V202H23ZM22 203V204H23ZM33 203V202H32ZM71 203H73L71 201ZM77 203V202H76ZM75 203V204H76ZM79 203V201H78ZM88 203V202H87ZM98 204L100 202H97ZM109 203V201L107 202ZM106 203V205H107ZM116 203V201H115ZM234 203V202H233ZM8 204V203H7ZM11 204V203H10ZM25 204V203H24ZM23 204V205H24ZM27 204V203H26ZM36 204V203H35ZM34 204V206H35ZM75 204L73 206H75ZM96 204V203H93ZM102 204V203H100ZM111 204V203H110ZM122 204V202H121ZM135 204V203H134ZM246 204V202H245ZM22 205V206H23ZM28 205V204H27ZM72 205V204H71ZM78 205V204H76ZM97 205V204H96ZM118 206V203L116 204ZM133 204H131V202L125 201L123 202V205L120 206V209L125 208L127 206H131ZM247 205V204H246ZM261 205V204H260ZM21 206V205H20ZM33 206V205H30ZM67 206V205H66ZM70 206V205H69ZM92 206V205H91ZM116 206V207H117ZM134 206V205H133ZM244 206V205H243ZM12 207V205H11ZM18 207V206H16ZM64 207V206H63ZM96 207V206H95ZM105 207V205H104ZM114 206H112L113 209ZM237 207V206H236ZM251 207V206H250ZM253 207V206H252ZM76 208V207H75ZM79 208V207H78ZM87 208V207H86ZM106 208V207H105ZM105 208L99 206V209L97 207V212H99V214H103L106 215L104 213H107L106 210H104ZM115 208V207H114ZM119 208V207H118ZM133 208V207H132ZM15 209V208H14ZM13 209V211H14ZM22 209V208H21ZM64 209V208H63ZM80 209V208H79ZM91 209V207H90ZM94 209V207H93ZM107 209V208H106ZM111 209V207H110ZM111 209V210H112ZM119 209V210H120ZM262 209V208H261ZM26 210V209H25ZM28 210V209H27ZM77 210V209H76ZM128 210V209H127ZM133 210V209H131ZM212 210V209H211ZM260 210V209H259ZM3 211V210H2ZM12 211V212H13ZM18 211V210H17ZM69 211V210H68ZM83 211V210H82ZM79 211V212H82ZM90 211V210H89ZM94 211V210H92ZM110 210H108L109 212ZM115 211V210H114ZM129 211V210H128ZM242 211V210H241ZM247 211V209L245 210ZM244 211V212H245ZM251 211V210H250ZM6 212L3 211L2 213ZM24 212V211H22ZM78 212V211H77ZM78 212V213H79ZM96 212V211H95ZM119 212V211H118ZM116 211V214L118 213ZM132 212V211H131ZM217 212V211H216ZM228 212V211H227ZM243 212V213H244ZM1 213V212H0ZM45 213V212H44ZM43 213V215H44ZM69 214L72 213L68 212ZM77 213V214H78ZM87 213V212H86ZM89 213V212H88ZM91 213V212H90ZM89 213V214H90ZM123 213V212H122ZM125 215L127 214V212H124ZM123 213V215H124ZM246 213V212H245ZM6 214V213H5ZM4 214V215H5ZM10 214V212H9ZM17 214V213H16ZM22 214V213H21ZM57 214V213H56ZM70 214V215H72ZM84 214V213H81ZM95 214V213H94ZM115 212L113 213V217H114ZM119 214V213H118ZM129 214V213H128ZM8 215V214H7ZM15 215V214H14ZM41 215V214H40ZM86 215V214H85ZM91 215V214H90ZM89 215V216H90ZM93 215V214H92ZM97 215V213L95 214ZM102 215V216H103ZM112 215V213H111ZM121 215V214H120ZM48 216V215H47ZM52 216V214H51ZM65 216V215H64ZM69 215H66L65 217H67ZM74 216V214H73ZM68 217L66 219V221H68L71 225L68 227L69 232H73L72 229H74L76 232H78V235L81 236H89L91 235L90 232V228L89 226L91 225L92 222L91 221L92 217L90 220H84L83 216L82 217L79 216L84 220L82 221L80 219V221H78L77 219V226H74V223L76 222V218L74 217ZM87 216V215H86ZM85 216V217H86ZM94 216V215H93ZM100 216V215H99ZM108 216V215H107ZM116 216V215H115ZM49 217V216H48ZM48 217H46L48 219ZM97 217V216H96ZM119 217V216H118ZM141 217V216H140ZM245 220L249 223H253L252 221V217L251 215L248 213L245 214ZM50 218V217H49ZM56 218V217H54ZM101 218V216H100ZM103 218V217H102ZM105 218V216H104ZM103 218V219H104ZM116 218V217H115ZM121 218V217H120ZM119 218V220H120ZM125 218V217H124ZM127 218V215H126ZM16 219V218H15ZM23 219V218H22ZM25 219V218H24ZM89 219V218H88ZM94 220L96 218H93ZM92 219V220H93ZM107 218H105L106 220ZM111 219H113L111 217ZM140 219V218H138ZM41 220V219H40ZM63 220V219H62ZM115 220V219H114ZM118 219H116L117 221ZM10 221V219L5 218L4 216H2V214L0 215V225L2 224V226H7L8 222ZM21 221V220H19ZM36 221V220H35ZM58 221V220H57ZM60 221V220H59ZM58 221V222H59ZM96 221V220H95ZM102 221V220H101ZM113 221V220H112ZM122 219L120 221H118L119 223H121ZM124 221V220H123ZM134 221V220H133ZM140 221V220H139ZM256 221V219H255ZM39 221H37L38 223ZM41 222H43L41 224V226H48V227H53L55 226L57 229L60 228V224H62L60 222L59 223H55L54 221H50L49 220H41ZM40 222V223H41ZM65 222V221H64ZM97 222V221H96ZM98 222H100V220L98 219ZM97 222V223H98ZM114 222V221H113ZM142 222V221H141ZM236 222V221H235ZM16 223V222H15ZM36 224V226H38ZM68 223V224H69ZM101 223V222H100ZM103 223V222H102ZM112 224V222H110ZM115 223V222H114ZM135 223V222H134ZM138 223V222H137ZM151 223V222H150ZM257 223V222H256ZM95 224V222L93 223ZM116 224V223H115ZM114 224V225H115ZM131 224V223H130ZM254 224V223H253ZM67 225V224H66ZM97 225V224H96ZM104 225V223H103ZM110 225V224H109ZM136 225V223H135ZM145 225V224H144ZM40 226V225H39ZM102 226V224H101ZM255 226V225H254ZM4 228V227H3ZM46 228V227H45ZM44 228V229H45ZM55 228V229H56ZM66 227H63V230ZM92 228V227H91ZM97 228V226L95 227V229ZM100 228V227H99ZM98 228V229H99ZM138 228V227H137ZM145 228V227H144ZM147 228V227H146ZM152 228V227H151ZM256 228V227H255ZM17 229V228H16ZM52 230V228H50ZM104 229V228H103ZM102 229V230H103ZM109 229V228H108ZM112 229V228H111ZM149 229V228H148ZM37 230V229H36ZM46 230V229H45ZM44 230V231H45ZM54 230V228H53ZM67 230V228H66ZM113 230V229H112ZM253 230V229H252ZM40 231H43L42 229ZM95 231V230H94ZM93 231V232H94ZM138 231V230H137ZM248 231V230H247ZM4 232V231H3ZM20 232V230H19ZM65 232V231H64ZM68 232V231H67ZM100 232V231H99ZM98 232V233H99ZM102 232V231H101ZM258 232V231H257ZM43 233V232H42ZM46 233V231H45ZM53 233V232H52ZM55 233V232H54ZM58 233H60L58 231ZM247 233V232H246ZM4 234V233H2ZM8 234V232H7ZM6 234V235H7ZM38 234V233H37ZM102 234V233H101ZM124 234V233H123ZM18 235V234H17ZM47 235V234H46ZM66 235V234H64ZM69 235V234H68ZM71 235V233H70ZM103 235V234H102ZM141 235V233H140ZM255 235V234H254ZM23 236V235H22ZM51 236V235H48ZM126 236V234H125ZM129 236V235H128ZM133 236V235H132ZM42 235L40 236L41 239ZM118 237V236H117ZM22 238V237H21ZM28 238V237H27ZM51 238V237H50ZM62 238V237H60ZM69 238V237H68ZM258 238V237H257ZM36 239V238H35ZM264 239V238H263ZM37 240V239H36ZM252 240V239H251ZM258 240V239H257ZM33 241H35L33 239ZM84 241V240H83ZM32 242V241H31ZM105 242V241H104ZM263 242V241H262ZM264 243V242H263ZM107 244V243H106ZM110 244V243H109ZM31 245V244H30ZM35 245V244H34ZM33 245V246H34ZM100 245V243H99ZM112 245V242H111ZM120 245V244H119ZM105 246V244L103 245ZM110 246V245H109ZM28 248V247H27ZM119 249V248H118ZM92 250V249H90ZM94 250V249H93ZM263 250V249H262ZM78 251V250H77ZM82 252V251H81ZM90 251H88L89 253ZM94 252V251H93ZM91 254V253H90ZM79 255V254H78ZM6 257V256H5ZM90 257V256H89ZM95 257V256H94ZM87 258V257H86ZM264 260V259H263ZM77 264V263H76Z\"/></svg>", "mask_w": 264, "mask_h": 264}, {"label": "trees", "instance_id": "3", "mask_svg": "<svg viewBox=\"0 0 264 264\" xmlns=\"http://www.w3.org/2000/svg\"><path fill=\"white\" fill-rule=\"evenodd\" d=\"M121 124H122V123H120L119 125H117V127H113V128H118ZM113 128H112V129H113ZM112 129H111V130H112Z\"/></svg>", "mask_w": 264, "mask_h": 264}]
</instances>
